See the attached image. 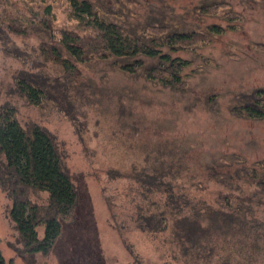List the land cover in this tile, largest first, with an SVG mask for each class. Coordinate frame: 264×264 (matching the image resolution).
Masks as SVG:
<instances>
[{"label":"rangeland","instance_id":"1","mask_svg":"<svg viewBox=\"0 0 264 264\" xmlns=\"http://www.w3.org/2000/svg\"><path fill=\"white\" fill-rule=\"evenodd\" d=\"M200 1L171 5L190 10ZM233 2L243 19L240 30L213 37L195 55H182L192 61L183 92L98 61L74 64L76 71L65 73L41 56L40 29L30 27L24 36L1 30L0 105L13 107L23 128L36 124L49 134L77 192L72 216L47 258L21 255L8 216L10 198L0 192V250L6 262L207 264L215 260L212 251H231L241 264H264V251L250 252L245 230L238 232L242 222L246 227L264 222V194L247 179L253 170L264 183V118L247 120L230 111L239 95L264 88V0ZM54 15V28L72 24L65 2L54 4ZM187 21L199 22L192 16ZM210 22L202 19L200 25ZM15 77L45 89L41 107L20 96ZM173 161L177 165L171 167ZM154 173L175 177L156 179ZM30 198L43 203L45 195ZM160 211H167V228L151 232L142 218ZM183 224L203 230L209 240L180 245L174 228ZM255 230L264 234L263 225Z\"/></svg>","mask_w":264,"mask_h":264},{"label":"trees","instance_id":"2","mask_svg":"<svg viewBox=\"0 0 264 264\" xmlns=\"http://www.w3.org/2000/svg\"><path fill=\"white\" fill-rule=\"evenodd\" d=\"M8 1H2L5 8L0 13V32L24 36L30 27L40 29L45 36L39 45L41 56L65 73L76 71L74 64L104 62L124 75L141 77L174 92H183L188 85L187 70L192 61L182 55H195L210 45L213 37L239 31L243 22L233 0H201L190 10L173 8L171 3L176 0ZM58 1L66 3L67 21L71 25L53 27L54 4ZM156 3L159 6H154ZM141 10L145 12L141 14ZM190 16L198 19V24L187 21ZM202 19L213 22L201 26ZM14 83L20 96L35 107H41L47 99L45 89L37 83L19 77L14 78ZM230 111L239 118L262 120L264 88L239 95ZM171 165L177 163L173 161ZM172 176L162 173L156 179ZM247 179L264 194V183L258 181L255 171ZM0 192L10 198L8 216L18 235L21 255L47 258L60 237L62 225L72 216L77 192L49 134L36 124L23 128L15 109L9 105H0ZM31 194H44V202L31 200ZM166 215L167 211L152 212L142 222L149 231L162 232L167 228L163 225ZM223 223L230 227L228 222ZM246 223L242 222V229L238 228V232L245 230L242 233L245 245L253 253L264 251V234L255 230L264 226V222L247 227ZM186 226L174 228L180 245L203 246L208 239L205 232ZM230 252L212 251L215 260H207V264H241ZM248 262L245 264H252ZM0 264H11L5 261L1 250Z\"/></svg>","mask_w":264,"mask_h":264}]
</instances>
